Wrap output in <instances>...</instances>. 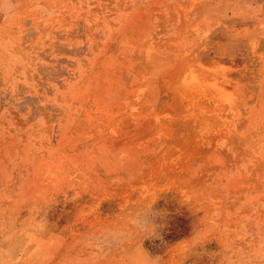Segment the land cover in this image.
<instances>
[{
  "label": "rangeland",
  "instance_id": "374dc122",
  "mask_svg": "<svg viewBox=\"0 0 264 264\" xmlns=\"http://www.w3.org/2000/svg\"><path fill=\"white\" fill-rule=\"evenodd\" d=\"M0 264H264V0H0Z\"/></svg>",
  "mask_w": 264,
  "mask_h": 264
},
{
  "label": "trees",
  "instance_id": "16d2710c",
  "mask_svg": "<svg viewBox=\"0 0 264 264\" xmlns=\"http://www.w3.org/2000/svg\"><path fill=\"white\" fill-rule=\"evenodd\" d=\"M189 232V217L186 214L182 216H171L164 222V226L160 230L161 241L172 243L188 236ZM151 243L157 245L158 241H151Z\"/></svg>",
  "mask_w": 264,
  "mask_h": 264
}]
</instances>
